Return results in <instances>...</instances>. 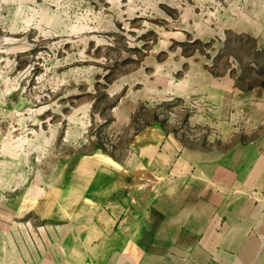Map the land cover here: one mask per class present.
Wrapping results in <instances>:
<instances>
[{
	"label": "rangeland",
	"instance_id": "1",
	"mask_svg": "<svg viewBox=\"0 0 264 264\" xmlns=\"http://www.w3.org/2000/svg\"><path fill=\"white\" fill-rule=\"evenodd\" d=\"M255 28L264 32V0H0V224L30 225L39 240L52 242L59 226L84 221L83 204L108 213L114 202L131 210L114 228L159 230L164 221L153 210L173 172L126 176V167L157 161L156 148L145 149L144 160L132 141L158 124L187 160L205 163L219 159L222 131L231 150L252 138V106L231 102L223 126L215 103L222 90L237 101V89L264 67ZM152 130L143 146L161 138ZM194 180L196 187L206 183ZM98 189L114 200H92ZM30 198L33 210L20 216ZM93 221L89 216L84 225ZM224 221L212 234L206 226L190 233L195 247L184 260L264 264V232ZM174 246L169 238L161 249L148 246L150 260L163 264Z\"/></svg>",
	"mask_w": 264,
	"mask_h": 264
},
{
	"label": "crops",
	"instance_id": "2",
	"mask_svg": "<svg viewBox=\"0 0 264 264\" xmlns=\"http://www.w3.org/2000/svg\"><path fill=\"white\" fill-rule=\"evenodd\" d=\"M253 33L255 51L262 57L259 61L262 67L264 32L255 28ZM255 69L253 78H250L244 87L237 89V101L229 100L230 96L222 90L215 103L222 106L220 118L223 126L230 120L227 106L231 102L252 106L247 116L248 120L254 122L253 131H250L253 137L246 138V142L239 140L233 150L229 147L228 131H222L221 146L218 147L221 149L216 148L217 152H221L218 160L205 163L191 158L187 160L184 154L181 155L185 152L182 145H177L175 139L173 144L169 140L168 132L158 124L146 127L134 137L133 147L143 153V159H148L144 150L153 147L156 148L154 156L157 157V161L155 164L152 162L148 165L126 167L125 175L130 178L145 171V176L150 173L162 179L166 178L168 171H172L173 175L168 180L171 182L167 183L172 185L175 191L179 184L183 187V191L174 192L173 195L167 191L173 188L166 187L167 190L163 192L164 199L161 196L158 208L153 210L157 219L164 221L163 228L158 230L153 227L154 224L140 227L126 224L114 228L118 217L124 212L128 216L130 209L123 211L118 203L113 202L106 213L101 209L99 211L95 205L91 208L88 204H83V208L79 210V217L86 222L89 216H94L99 222L89 223L91 226L84 225V221L78 225L59 226L56 229L59 237L52 242L47 236L39 240L38 232L30 225L8 227L12 229L9 231H16L14 233H17L16 236L19 237L17 239L15 235L9 236L6 224H0V264H161L157 260L151 261L147 250L152 246L157 247V244L159 248L156 249L165 247L168 238L175 242L176 252H168L164 258L166 263L163 264H193L190 259L184 260L183 254L195 247V242L191 240L193 235L190 233L202 232L205 226L207 230L204 232L212 234L213 224L225 219L224 223L227 225L252 223L254 232H264V132L259 129L261 122L264 121V67L258 70L256 66ZM150 129H157L152 130L153 138L157 137L158 133L162 136L157 142L143 146V137ZM173 155L174 161L171 165ZM232 157L235 159L230 161ZM195 176L204 178L206 183L204 185L200 183L201 186L196 187L198 184L194 180ZM231 190H235L236 194H230ZM248 190H253V199L246 198L245 192ZM77 196L78 200H81V195ZM93 197L94 201L114 200L107 194L102 196L99 189ZM33 204L35 202L31 198L26 199L21 207L27 208L19 212L20 216H26L31 212ZM146 214L145 212L142 215ZM1 215L2 211L0 217ZM155 232L161 233L157 241L154 240ZM174 232L176 236H167L168 233ZM203 244L209 246L211 242L204 241ZM226 247L229 245L222 244V249ZM124 251L126 254L123 256Z\"/></svg>",
	"mask_w": 264,
	"mask_h": 264
}]
</instances>
